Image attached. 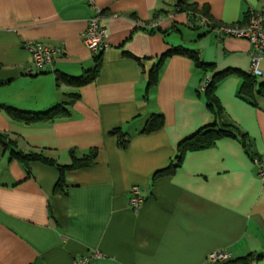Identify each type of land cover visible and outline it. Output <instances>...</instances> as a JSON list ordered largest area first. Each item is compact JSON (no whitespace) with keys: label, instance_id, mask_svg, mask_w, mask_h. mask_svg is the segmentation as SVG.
Instances as JSON below:
<instances>
[{"label":"crops","instance_id":"obj_1","mask_svg":"<svg viewBox=\"0 0 264 264\" xmlns=\"http://www.w3.org/2000/svg\"><path fill=\"white\" fill-rule=\"evenodd\" d=\"M106 28L107 48L94 54L82 33L95 8ZM178 0H0V264H205L226 250L224 264H264V184L254 158L264 155V98L239 94L248 74L250 45L191 28ZM205 9L216 23H243L249 11L264 14V0H181ZM207 16V17H208ZM61 47L62 55L36 71L24 42ZM174 48L195 51L206 73L185 53L161 62L147 92L150 70ZM96 74L87 83L58 84V76ZM224 73L213 94L223 121L240 135L198 150H184L179 166L160 174L178 146L210 124L213 114L201 91L204 78ZM207 74V76H204ZM260 82V79H257ZM66 103L68 116L24 123L8 109L43 113ZM153 114L162 128L141 133ZM120 129V134H112ZM126 140L125 147L120 140ZM96 150L93 164L65 173L42 162L24 164L11 150L39 152L59 164L70 150ZM136 186L143 203H128Z\"/></svg>","mask_w":264,"mask_h":264},{"label":"trees","instance_id":"obj_2","mask_svg":"<svg viewBox=\"0 0 264 264\" xmlns=\"http://www.w3.org/2000/svg\"><path fill=\"white\" fill-rule=\"evenodd\" d=\"M174 13H192V14H203L205 16L207 15V12L205 9H198L195 5H186L181 0H178L175 7H174ZM247 16V15H246ZM209 17V16H208ZM192 28H198L197 26H194ZM174 53H185L187 54L196 64L198 68L203 70L205 73L212 68L211 65L204 64L198 54L195 51L190 50H184L181 48H174L170 51H168L166 54L160 58V62L155 65L149 72L148 75V82H147V91L144 96V99L147 98V92L150 88L153 87L156 83L157 74L161 65V62L167 57L168 55L174 54ZM99 56L95 57V69L91 74H86L84 77L79 78H72L65 76L64 74H61L58 76V84L60 83H69L73 84L75 86H81L96 74L98 65H99ZM242 75V83L239 89L240 96L250 102L251 104H255V97L260 96L264 98V81L258 82L255 77H253L251 74H244ZM204 76H207V74H204ZM224 76V73L210 76V82L208 86L203 91L205 93V99L207 102L208 107L210 108L212 114H213V121L202 127L199 130H196L194 133H192L190 136L186 137L178 146V152L180 156H176L175 160L176 162L170 163L165 169L159 171L160 174H168L172 170H174L176 167L179 166V163L181 161V154L184 150H198V149H204L211 147L214 145V143L222 138L227 137H233L237 138L238 135H240V138L242 139V143L244 147L247 148L248 146V140L246 139V136L239 132L238 128H236L233 124L229 122L223 121V112L221 109V106L219 105L218 101L216 100L213 91L215 88L216 83L218 82L221 77ZM66 103L62 105L55 106L54 108H51L50 110L43 112V113H36V114H29L25 112H19L14 109H8L7 112L9 116L15 120L30 124V123H39V122H47V121H53L55 119L64 118L68 116V111L66 109ZM163 126V117L160 114H153L151 115L147 121L145 122V125L141 131V133H150L153 131H156ZM120 129H114L111 131L112 134H120ZM0 144H2L4 147H10L11 142H6L1 136H0ZM120 146L125 147L127 144L126 140H120ZM11 156L12 158L18 159L20 162L27 164L29 162H42L47 165L54 166L59 171V179L56 184V189L64 190L66 188V183L64 179V175L66 172L70 170H75L78 168L87 167L91 164H93L95 158H96V150L91 149L87 153L78 156L75 150H70V163L69 164H59L57 161L53 158H50L46 156L43 153L39 152H29V153H23L21 151H15L11 150ZM252 258L251 255H248L242 259H239V262L241 264H247L248 261H250Z\"/></svg>","mask_w":264,"mask_h":264},{"label":"built area","instance_id":"obj_3","mask_svg":"<svg viewBox=\"0 0 264 264\" xmlns=\"http://www.w3.org/2000/svg\"><path fill=\"white\" fill-rule=\"evenodd\" d=\"M95 10L89 18L88 25L82 33V41L86 48L94 54H101L106 48V38L108 36L106 28L101 25V12L93 2H90ZM187 15L186 24L189 27L197 26L208 30L222 37H234L246 40L250 45V66L249 74L256 79L264 81V14L259 11H249L243 23L225 25L214 22L203 14L185 13ZM23 48L30 55L36 71H42L51 65L55 59L62 55L61 47H52L37 41L24 42ZM210 82V77L204 78L201 91H204ZM254 163L258 167V177L264 184V155L254 158ZM128 203L133 211H138L143 203L138 188L133 186L129 192ZM100 256L98 253L77 257L72 264H87L90 259ZM232 258L230 252L217 250L210 252L205 259V264H224Z\"/></svg>","mask_w":264,"mask_h":264}]
</instances>
